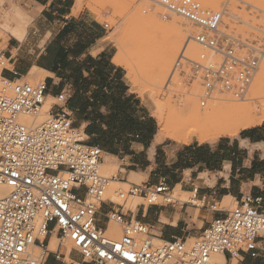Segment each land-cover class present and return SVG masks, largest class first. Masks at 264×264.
I'll return each mask as SVG.
<instances>
[{"label":"built area","instance_id":"built-area-1","mask_svg":"<svg viewBox=\"0 0 264 264\" xmlns=\"http://www.w3.org/2000/svg\"><path fill=\"white\" fill-rule=\"evenodd\" d=\"M148 1L165 10L164 18L175 15L186 21L195 30L189 41L209 53L190 59L183 51L173 73L199 88L204 99L227 96L243 101L259 69L261 52L255 45L224 33L223 13L195 0ZM6 63L0 52L1 70ZM63 95L64 91L59 94ZM46 99L53 103L39 121ZM56 100L58 96H47L42 82L11 81L0 72V185L8 189L0 199V264H44L46 251L36 245L54 233L60 245L69 244L90 264H210L216 254L226 262L244 255L264 259L262 198L246 200L243 195L232 211L214 220L190 245L186 239H158L146 224L124 214V204L104 198L109 181L116 177L100 174L102 151L87 145L83 134L67 123L60 124L54 113ZM170 191L161 178L156 185L128 183L117 196L124 203L139 198L145 206H154L157 198L166 201ZM191 195L183 204L204 205L197 190ZM105 203L112 206L105 214L107 224L121 231L117 241L97 226ZM32 247L39 250L37 255ZM101 252L108 255L102 257ZM124 253L134 259L127 260Z\"/></svg>","mask_w":264,"mask_h":264},{"label":"crops","instance_id":"crops-1","mask_svg":"<svg viewBox=\"0 0 264 264\" xmlns=\"http://www.w3.org/2000/svg\"><path fill=\"white\" fill-rule=\"evenodd\" d=\"M17 1L33 10L35 20L42 18L50 29L45 32L34 30L29 41V35L21 40L24 32L19 38L17 35H10L12 39L0 51L8 65L0 71L1 76L19 82H38L42 76L44 79L39 82L45 85L47 96L53 98L57 96L54 95L55 89L59 88L58 83H49L52 80L51 73L55 71L60 74L61 80L68 77V83L76 85L77 92L70 99L75 109L80 111L83 101L79 89L82 85L72 78L76 65L91 60L96 65L92 70L103 75L106 72L103 65L106 63L114 70L108 74L111 80L105 81L98 76L97 83L111 86L113 91L110 98L106 92L97 96L96 104L99 109L107 105V111H97L93 118L110 117L109 126L105 128L102 124L99 125V132L104 133L99 135L96 130L84 131L81 125L79 130L86 144L102 151L105 156L101 164L105 162V158L110 162L111 159L123 162L118 175L125 182H114L122 185L132 183L130 178L138 180L145 173L142 183L156 185L161 178H165L173 192L176 188L184 194L197 190L198 198H205L204 205L198 207L191 204H141L135 210L131 207L130 210H125L124 207V214L146 224L151 229V234L158 239L196 240L214 220L227 215L228 211H219L216 206L229 200L238 204L246 185L259 190L256 182L264 172V123L239 131L236 138L220 137L221 139L213 142L167 145L164 143L166 139L158 138L159 129H156L155 121L146 107L124 82L120 69L123 67L113 63L115 55L111 56L105 47L100 48L98 53L106 58L104 62L91 54L106 32L104 24L96 17L86 21L83 17L85 9L75 15L73 11H79L80 8L77 6L75 9L77 0ZM54 24H58V29L54 30ZM37 37H41V40L38 41ZM73 59L75 65H72ZM80 71L82 74L83 69ZM117 73L118 82L115 79ZM63 91L60 88L59 94ZM91 104L92 101L89 100V106L84 108L85 113L93 112ZM88 127L96 128L91 119ZM243 144L245 147H242ZM241 152L243 156L240 155ZM110 208L112 206L109 203L103 204L97 215V226L103 230H109L111 225L105 220V214ZM165 220L168 223H163ZM36 247H42L46 251L44 264H90L83 262L79 252L60 245L56 233L37 243ZM244 257L246 260L250 259L247 255Z\"/></svg>","mask_w":264,"mask_h":264},{"label":"rangeland","instance_id":"rangeland-1","mask_svg":"<svg viewBox=\"0 0 264 264\" xmlns=\"http://www.w3.org/2000/svg\"><path fill=\"white\" fill-rule=\"evenodd\" d=\"M195 1L199 2L205 9L222 12L221 30L235 38L247 41L250 44L253 43L252 45H255L261 52L257 75L244 101H236L230 97L227 99L228 101L235 102H230L232 104L244 103L252 107H262L264 105V0ZM5 2L7 3L4 5ZM77 6L80 8H78L79 11H73L75 15L82 11V9H85L86 11L83 17L86 21H89L92 17H96L98 21L107 26L102 40L97 43V48L105 47L111 56H114L118 50H123L124 59L129 64L127 67L120 68L123 80L130 92L139 98L142 105L146 107L149 115L154 119L156 129H159L158 138L166 139L164 143L172 146H183L197 142L193 139L188 144H181L169 140L168 138L170 137L163 135L160 131L157 121L158 115H165L170 119L173 113L186 110V107L184 109L182 105L185 106V99H189L188 97L192 98L189 95L190 92H194L203 105H207V103L216 104L217 102L216 106H221V96H215L212 100L204 99L199 88L195 85H189L179 73H173L174 64L183 51L185 57L190 59L202 53L209 54L208 51L189 41V37L194 34L195 30L186 21L175 15L164 18L166 15L165 10L152 4L148 0H77L75 9ZM57 27L58 24H54V30L58 29ZM36 29L45 32L50 29V26L42 18L35 20L33 10L21 2L17 0H0V51L3 50L6 42L12 39L10 35L14 34L19 38L20 34L24 32L21 40L23 41L29 35L27 39L29 41L32 33ZM37 40L40 41L41 37H37ZM187 43L188 46L186 47ZM7 66L5 65V68ZM1 69L2 67H0V71ZM43 79L44 77L41 76L39 81ZM23 81L30 85H35L39 82H32L30 80ZM252 93H258L261 97L257 94L258 98H255L257 95L254 96ZM223 99H226V96H223ZM196 100L194 99L195 102ZM52 103L53 101L50 99L45 100L43 108L45 111L42 109L39 121L45 118L44 113L50 108ZM184 116L186 117L187 115L181 116L180 120L184 119ZM171 119L173 120V117ZM171 119L168 121L171 122ZM174 120L178 121L176 119ZM104 156L102 155V160ZM108 162L109 167H101L100 174L107 178L116 176L115 181L125 182L118 175V170L122 168L123 162L117 159H111L112 163L109 160ZM130 179L133 184H144L142 181L145 179V173L140 175L138 180ZM114 188L108 186L104 198L117 204H124L125 210H130L132 206H134L135 210L138 205L144 204V201L138 198H128L124 203L122 199L118 198L117 192L126 191L127 186L116 185ZM180 194L176 192V195L184 201L190 200L192 196L191 194ZM157 203L168 204L162 199L157 200ZM172 204L182 205L181 202H172L169 205ZM235 206L234 201L229 200L216 206V209L229 212ZM106 236L113 241L119 240L121 236L120 228L111 224ZM193 242L194 240H188L187 243L190 245ZM66 248L70 250L71 247L67 244ZM30 251L35 255L39 253V250L33 247ZM216 256H212L210 264H214ZM233 263L264 264V259L250 258L246 260L243 256L236 257L230 262L225 261V264Z\"/></svg>","mask_w":264,"mask_h":264},{"label":"bare ground","instance_id":"bare-ground-1","mask_svg":"<svg viewBox=\"0 0 264 264\" xmlns=\"http://www.w3.org/2000/svg\"><path fill=\"white\" fill-rule=\"evenodd\" d=\"M113 63L121 67H127L129 65L128 62L124 59L123 50H118L116 52L113 58ZM190 93L189 95H191L192 98L187 96L189 99H185V106L182 105V108L185 109L186 107V110L184 111L182 110V112L180 111L178 113H173L172 116L173 120L171 119L172 117L170 118L173 122L172 121L169 122L168 120L170 119H168L167 116H165L164 114H163L164 116L158 115L157 118L158 126L162 134L170 137V139H173L177 142L187 144L193 139H195L199 143H205V142H213L220 137H235L239 133V131L253 127L264 121L263 104L262 107H256V106L252 107L244 103L232 104L234 101H228L227 99L228 97L226 96V99H223L222 97L221 106L219 107L216 106L217 102L216 104L207 103V105L205 104L203 105V103H201L198 100L199 98L195 95L194 92H190ZM257 94L258 93L256 94L252 93V95L254 96ZM258 95L255 96V98L256 97L258 98ZM254 96L252 97L254 98ZM259 97L261 96L259 95ZM194 99L195 100L197 99L196 102L194 101ZM199 109L201 110L203 109L202 112ZM43 110L45 111V109ZM180 115L181 116L187 115V116L186 117L184 116L185 118L180 120L181 117ZM174 119L178 121H175ZM24 121H28V120L24 119ZM104 161L105 162L102 165H100V168L109 167L108 160L105 158ZM114 181L115 180L113 179L109 181L108 186L110 188H114V186L116 185H122ZM125 186L128 187V183H126ZM7 190L8 189L6 187L0 185V199L4 198L8 194ZM176 192L181 193L179 191V188H176L174 192L173 191L171 192L172 194L171 193L169 194V196L166 198V201L169 203L181 202V204L189 201V200L184 201L182 198L178 197L176 195ZM181 194L186 195L184 193ZM159 199L161 198H157V200ZM131 208H134V206H132ZM33 248L36 249V247ZM216 255L217 256L215 257L214 264H225L226 258L221 254H216Z\"/></svg>","mask_w":264,"mask_h":264},{"label":"snow or ice","instance_id":"snow-or-ice-1","mask_svg":"<svg viewBox=\"0 0 264 264\" xmlns=\"http://www.w3.org/2000/svg\"><path fill=\"white\" fill-rule=\"evenodd\" d=\"M100 52L99 48H95L92 50V55L93 56H98V59L101 62H104L106 58L102 55H98ZM87 56L88 53H85ZM72 65H75V59L72 61ZM71 66V65H70ZM106 68V72L101 75L97 71H93L92 69L96 67V65L93 64L91 60H85L83 63L76 65V70L73 74V77L75 80H78L82 87L79 89L80 94H81V99L83 101V106L81 107L80 111H77L75 109V106L73 102L71 101V97L74 96V94L77 92V87L74 84L68 83L69 79L68 77H64L62 80L59 78L60 74L56 73L53 71L51 73L52 75V80L49 81V83H58L59 88L55 89L54 95L58 96V100L54 101V103L58 104L59 107H56L54 109V113L60 117V124L63 125L67 123L70 128H76L77 129V134L82 136V133L80 132V126L83 125L84 131H93L96 130L99 135H104V133L99 132V125H103L105 128H108L109 126V119L110 117L107 116H100V117H95V114L97 111H107V105L103 109H99L98 105L96 104L97 96L101 92H106L108 94V97H111L112 94V87L111 86H106V85H101L97 83V77L100 76L102 80L109 81L111 80V77L108 75L109 73H112L114 70L110 67L107 66L105 63L103 65ZM80 69H83V72L81 74ZM118 82L119 80V73H117L116 78ZM60 88L64 89V95L59 96V90ZM122 91V89H121ZM91 100L92 104L90 107L93 109L92 113H85L84 108L88 107V101ZM64 109L62 112L61 110ZM92 120V123L96 125L95 129H91L88 127V121ZM242 147H245L242 145ZM241 156H243V152L240 153ZM249 179L250 174H249ZM258 185V191L254 187H249L248 185L245 186L244 188V195L246 200L249 198L255 199L256 196L262 197L261 204L264 205V172L261 173V177L259 181L256 182ZM163 223H168L167 220L163 221ZM225 246H227L228 241H225ZM116 251H120L119 245L116 246ZM100 255L107 256L108 254L105 252H101ZM124 256L127 260H132L134 259L133 256L129 255L128 253H124ZM111 258V257H109Z\"/></svg>","mask_w":264,"mask_h":264}]
</instances>
